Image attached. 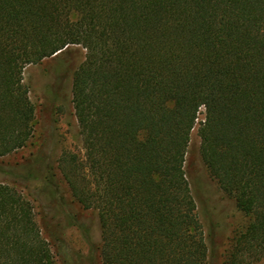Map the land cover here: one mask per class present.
I'll list each match as a JSON object with an SVG mask.
<instances>
[{
  "label": "trees",
  "instance_id": "1",
  "mask_svg": "<svg viewBox=\"0 0 264 264\" xmlns=\"http://www.w3.org/2000/svg\"><path fill=\"white\" fill-rule=\"evenodd\" d=\"M79 46L67 89L81 150L57 169L98 213L101 264L263 260L264 0H0V156L33 133L25 68ZM194 154L249 217L231 238L187 170ZM0 264H57L31 202L1 178Z\"/></svg>",
  "mask_w": 264,
  "mask_h": 264
},
{
  "label": "rangeland",
  "instance_id": "2",
  "mask_svg": "<svg viewBox=\"0 0 264 264\" xmlns=\"http://www.w3.org/2000/svg\"><path fill=\"white\" fill-rule=\"evenodd\" d=\"M78 49L77 54H60L25 68L23 82L35 106L33 133L24 147L0 156V178L31 202L34 219L41 235L50 243L57 264H101L98 213L85 208L72 196L57 169L62 151L81 150L77 120L67 89L75 67L86 53L85 48L79 46ZM204 117L201 107L192 131L191 149L194 151L200 145L198 128ZM193 156L196 157L195 169L191 171L187 167V170L194 176H201V187L210 203L219 205L223 211V232L232 237L248 223L249 217L235 206L231 197L218 189L217 182L197 155ZM51 172L56 176L54 182L49 183ZM229 245L230 242L227 247ZM216 263L229 264L228 255L216 259ZM253 264H264V259Z\"/></svg>",
  "mask_w": 264,
  "mask_h": 264
}]
</instances>
